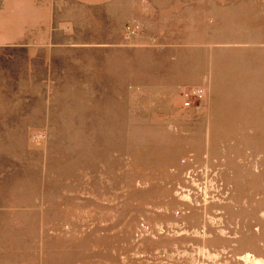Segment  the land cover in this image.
Instances as JSON below:
<instances>
[{"label":"rangeland","instance_id":"374dc122","mask_svg":"<svg viewBox=\"0 0 264 264\" xmlns=\"http://www.w3.org/2000/svg\"><path fill=\"white\" fill-rule=\"evenodd\" d=\"M0 264H264V0H0Z\"/></svg>","mask_w":264,"mask_h":264}]
</instances>
